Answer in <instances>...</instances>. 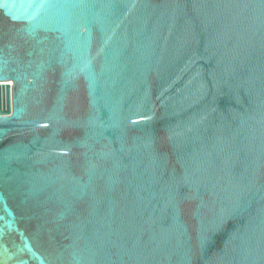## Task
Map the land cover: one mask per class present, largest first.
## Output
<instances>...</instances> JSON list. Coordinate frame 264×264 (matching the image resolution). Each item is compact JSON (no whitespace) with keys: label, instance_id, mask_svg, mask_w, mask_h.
Masks as SVG:
<instances>
[{"label":"water","instance_id":"95a60500","mask_svg":"<svg viewBox=\"0 0 264 264\" xmlns=\"http://www.w3.org/2000/svg\"><path fill=\"white\" fill-rule=\"evenodd\" d=\"M0 264H264V0H0Z\"/></svg>","mask_w":264,"mask_h":264}]
</instances>
